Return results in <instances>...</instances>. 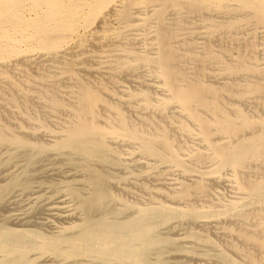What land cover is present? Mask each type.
Wrapping results in <instances>:
<instances>
[{"label": "bare ground", "instance_id": "1", "mask_svg": "<svg viewBox=\"0 0 264 264\" xmlns=\"http://www.w3.org/2000/svg\"><path fill=\"white\" fill-rule=\"evenodd\" d=\"M43 164L0 264H264V0H0V210Z\"/></svg>", "mask_w": 264, "mask_h": 264}, {"label": "rangeland", "instance_id": "2", "mask_svg": "<svg viewBox=\"0 0 264 264\" xmlns=\"http://www.w3.org/2000/svg\"><path fill=\"white\" fill-rule=\"evenodd\" d=\"M43 165H45L44 167L45 168H43ZM43 165H41L42 166V168L41 169H43V170H41V171H43L41 174H38V175H35V176H37L36 177V179H35V184H36V187H38L39 185V188H35V185H34V189H32L31 191H29V193H31V194H28V195H25V196H23L22 197V195L21 194H14V195H12L11 197H9L8 199H9V201L8 202H6V204H5V206L0 210V221H2V220H4V219H6L5 217H7L8 219H9V224L10 223H13L12 225L13 226H15L14 228H16L17 227V229H19L21 226V228H23V229H28V230H39V231H41V230H43V231H45V232H48V233H52V232H54L55 230H56V226L57 227H60V226H63L64 225V223H70V222H73V221H75V219H73L72 217H70V216H67L68 217V220H67V217H66V215H64V213H62L60 210H59V207L61 206V204L63 203V202H65V200L67 201L68 199H67V197L65 196V195H63V193H57L56 194V192H52L53 190L51 189V187L49 186L51 183L52 184H54L55 182V184L54 185H57V184H61V182L63 183V180H64V178L66 177H70L73 173H67V172H63V171H59L58 169H56L55 167H52V166H46V164H43ZM50 168V169H49ZM135 168H137V169H135ZM135 169V170H134ZM55 172H54V171ZM133 170H134V172H137L138 171V173H139V171H141V168H138V167H134L133 168ZM45 172V173H44ZM60 172V173H59ZM64 173V174H63ZM118 173V175H121V176H124L125 175V173L124 172H117ZM227 173V172H226ZM4 175H2V176H0V179H2V180H0L1 182L3 181V178L5 177V176H7L8 174L7 173H3ZM61 174V175H60ZM124 174V175H123ZM41 175H42V177H41ZM56 175H57V177H56ZM60 175V176H59ZM65 175V176H64ZM63 179V180H62ZM62 180V181H61ZM46 181H48V183L46 182ZM50 181H52V182H50ZM54 181V182H53ZM149 181L150 180H148L147 181V183H149ZM1 182H0V184H1ZM44 183L46 184V185H44ZM151 183V182H150ZM224 183V182H223ZM225 184V183H224ZM43 185V186H42ZM46 186V187H45ZM127 186H129L128 187V189H130L131 190V188L133 189L132 191L133 192H135V193H139V191H138V189L136 188V187H134V183H129ZM133 186V187H132ZM225 186V187H224ZM227 186V187H226ZM47 188V191H46V189L45 188ZM135 188V189H134ZM43 191H41V190ZM51 190V191H50ZM229 190H231L230 188H229V186H228V184L226 183L225 185H223L222 183H220L218 186H217V188L215 189L214 188V193L213 194H215L216 192H219V193H221V194H223L225 197H226V199H229L231 196L230 195H232V190L231 191H229ZM50 191V192H49ZM115 193L116 194H118V193H121V190H120V188H118V189H116L115 188ZM216 191V192H215ZM39 192H42L41 194L43 195V196H46V197H43ZM230 192V193H229ZM48 195V199H47V195ZM50 194V195H49ZM52 194V195H51ZM63 196H62V195ZM228 194V195H227ZM19 195V196H18ZM41 196V200L39 201L38 200V198H40V196ZM51 196V197H50ZM63 197V199L61 198V197ZM229 196V197H228ZM233 196V195H232ZM35 197L37 198V199H35ZM66 197V198H65ZM228 197V198H227ZM31 198H32V200H31ZM57 199V201H56V199ZM59 198V199H58ZM36 201H35V200ZM55 199V200H54ZM127 199L128 200H133L132 199V197H130V196H127ZM25 200H27V201H25ZM30 200V201H29ZM38 200V201H37ZM43 200H45V201H43ZM54 200V201H53ZM18 203H17V202ZM22 201H23V203H22ZM50 201L52 202V203H50ZM19 202L20 203H22V204H19ZM31 202V203H30ZM39 202V203H38ZM44 202V203H43ZM57 202H58V204H60V202H61V204H60V206L57 204ZM26 203V204H25ZM35 203H37V207H36V209H35V211H36V214H35V211H34V213L32 214V216L31 215H29L28 214V211H29V209H30V207H32ZM48 203V204H47ZM19 204V205H18ZM54 204V205H53ZM38 205H41L40 207L38 206ZM43 205V206H42ZM58 207H57V206ZM13 206V207H12ZM52 206H54V207H52ZM24 207V208H23ZM44 207V208H43ZM11 208V209H10ZM25 209V210H24ZM40 209V210H39ZM42 209V210H41ZM44 209H45V211H46V209H47V211L45 212L44 211ZM57 209V210H56ZM51 212H50V211ZM55 210V211H54ZM3 211V212H2ZM39 211V212H38ZM44 211V212H43ZM58 211H59V213H58ZM11 212V213H10ZM25 212V213H24ZM41 212V213H40ZM48 212H50L49 214H48ZM62 213V215H61V213ZM4 213L6 214V216L4 215ZM52 213V214H51ZM58 213V214H57ZM16 214V215H15ZM41 214H43L42 215V217L40 216ZM3 215V216H2ZM35 215V218L33 217ZM52 215V216H51ZM54 215H56V216H54ZM15 216V217H14ZM39 216V217H38ZM51 216V217H50ZM19 217H21V219H19ZM32 217V218H31ZM38 217V218H37ZM46 217V218H45ZM50 217V218H49ZM56 217V218H55ZM69 217H70V219H72L73 221H69ZM44 219L45 221H41V219ZM55 218V219H54ZM63 218V219H62ZM66 218V219H65ZM12 219V220H11ZM16 219V220H15ZM36 219V220H35ZM42 219V220H43ZM49 219V220H48ZM60 219V220H59ZM20 220H21V222H20ZM39 220V221H38ZM48 220V221H47ZM52 220V221H51ZM58 220H59V222H58ZM63 220V221H62ZM12 221V222H11ZM54 221V222H53ZM65 221H67V222H65ZM24 222V223H23ZM43 222V223H42ZM44 222L46 223V224H44ZM48 222V223H47ZM38 223H39V225H38ZM50 223V224H49ZM58 223V224H57ZM19 224H21V226L19 225ZM22 224H25L24 226H26L25 228H24V226L22 225ZM41 224V225H40ZM44 224V225H43ZM62 224V225H61ZM11 225V224H10ZM11 225V226H12ZM17 225V226H16ZM50 225H51V227H50ZM12 226V227H13ZM53 226V227H52ZM30 229H29V228ZM45 227V228H44ZM47 227H50V229L52 230H49V228L47 229ZM44 228V229H43ZM53 228V229H52ZM189 264H196L195 262H189Z\"/></svg>", "mask_w": 264, "mask_h": 264}]
</instances>
